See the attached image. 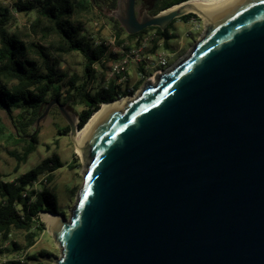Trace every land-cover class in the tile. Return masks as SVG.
Returning <instances> with one entry per match:
<instances>
[{
	"label": "water",
	"instance_id": "1",
	"mask_svg": "<svg viewBox=\"0 0 264 264\" xmlns=\"http://www.w3.org/2000/svg\"><path fill=\"white\" fill-rule=\"evenodd\" d=\"M175 5L138 18L124 0L117 20L127 34L164 30L194 13ZM215 15L93 128L68 217L48 227L55 264H264V0H226ZM52 105L72 138L78 118L56 99L27 138Z\"/></svg>",
	"mask_w": 264,
	"mask_h": 264
},
{
	"label": "trees",
	"instance_id": "2",
	"mask_svg": "<svg viewBox=\"0 0 264 264\" xmlns=\"http://www.w3.org/2000/svg\"><path fill=\"white\" fill-rule=\"evenodd\" d=\"M182 1L186 0H135V5L141 4L147 13L154 15ZM116 4L117 0H17L14 3V8L18 12L35 11L38 14L34 24L42 31L43 36L51 33L56 36L57 49L60 52L76 51L85 56L87 63L84 66L83 81L76 84L77 79L72 76L68 80L64 95L61 92V78L54 61L49 62L47 54L39 46L36 51L43 63L42 67L30 59L28 57L30 47L18 35L10 34L7 30L10 19L8 8L0 7V110L6 113L10 124L9 127L3 124L0 127L1 130L10 128L7 136L15 143H23L20 152H10L17 165L25 162L29 154L35 150L37 132L32 134L31 138L25 135L29 133V127L34 125L48 101L56 99L65 104L74 100L75 95L79 96L78 103L84 105L77 114V125L80 128L101 103L114 101L119 94L123 96L131 93L132 90L127 89L118 92L113 84H110L108 90L87 89L88 80L95 75L93 63H102L103 59H109L110 55L105 52L106 46L93 42L92 37L90 38L73 18L77 13L91 11L94 7L110 10L115 8ZM179 18L197 16L187 13ZM175 19L164 30L150 26L134 34H127L117 19L113 20L112 27L118 39L123 35L132 38L155 30L159 37L164 39V47L167 48V41L171 37L169 30ZM63 130L68 131V125H65ZM61 166L59 158L53 154L13 180L0 179V255L10 251L9 248L3 247L6 241H9L11 249H19L17 242L10 241L13 230L28 231V245H31L36 235L34 230H39L43 225L39 221V213H57L56 196L47 188V184L52 179V172ZM42 176L45 177V182L40 181L39 187H35V182ZM50 255L49 252L42 250L24 259H10L4 264H33L28 261L43 264L39 258Z\"/></svg>",
	"mask_w": 264,
	"mask_h": 264
},
{
	"label": "rangeland",
	"instance_id": "3",
	"mask_svg": "<svg viewBox=\"0 0 264 264\" xmlns=\"http://www.w3.org/2000/svg\"><path fill=\"white\" fill-rule=\"evenodd\" d=\"M16 1L17 0H0V7H6L10 12V19L7 24L8 32L18 35L20 39L30 47L28 57L35 60L41 67L43 63L36 51L38 50V46L47 54L49 62L54 61L55 68L61 78V92L64 95L68 87V80H70L72 76L76 77V84H80L83 81L84 66L87 63L85 56L76 51L70 53L60 52L57 49L56 36L53 33L43 36L42 31L34 24V21L38 18V14L35 11H16L14 8V3ZM123 9L124 0H117V4L113 9L101 10L94 7L91 11L77 13L73 18L76 23L80 24L81 28L86 31V34L90 38L92 37L93 42L104 41L108 36L114 34L112 27L113 20L117 19L119 15H123ZM135 11L137 17L140 18L145 8L141 4H136ZM193 14H195L197 18H176L170 27L169 34L171 37L167 41L168 47H164V50L168 54V68L189 52L191 47L203 35L206 29L207 24L205 21L196 13ZM44 23H46V21H44ZM108 61L109 59H103L102 63H93L92 68L95 70L96 79L91 85V91L97 88L99 81L103 79L107 72ZM154 66L144 69L145 72L142 77L137 75L139 69L136 66H131L129 68L128 80L122 85V90L130 88L129 90L132 91L130 94H127L126 97H134L139 94L144 82L153 78L155 74L154 71L156 70L155 68L158 65L154 64ZM78 97L79 96L75 95L74 100L66 102V108L74 113L76 117L78 112L84 107L83 104L78 103ZM1 124L8 127L10 125L9 119L3 110H0V125ZM65 125H67V123L61 116L56 105H52L37 128L35 150L29 154L25 162L19 165H17L15 158L10 152H20L23 143H15L13 139L7 136V132L11 130L10 128L1 130L0 127V179L13 180L34 167L43 159L55 154L59 158L62 166L52 172V179L50 183L47 184V188L56 196L57 213L55 214L68 217V208L74 202L76 193L82 183L84 167L82 156L75 152L73 141L69 136V130H63ZM33 129L34 125L29 127V133L25 136L30 135ZM43 213L44 212L39 213V221L43 225L40 226L39 230H34L36 235L33 237L31 245H28V231H12L10 241L17 242L19 249H11L9 241H6L3 247L9 248L10 251L0 255V264H4L10 259H24L28 255L38 253L42 250L49 252L51 255L45 258L40 257V261L43 264H55V260L59 256V249L49 232L48 225L42 218ZM28 262L34 264L35 261Z\"/></svg>",
	"mask_w": 264,
	"mask_h": 264
},
{
	"label": "built area",
	"instance_id": "4",
	"mask_svg": "<svg viewBox=\"0 0 264 264\" xmlns=\"http://www.w3.org/2000/svg\"><path fill=\"white\" fill-rule=\"evenodd\" d=\"M163 41L164 39L160 38L155 30H150L132 38L123 35L118 39L115 34H111L106 40L95 42L96 44L103 43L106 46L105 52L110 55L107 72L99 81L97 88L108 90L110 84H113L115 90L119 92L122 90V85L128 80V72L131 66H136L139 69L137 73L139 77L143 76L144 69L151 68L154 64L158 65L154 72L168 68V54L164 50ZM154 45H156L155 48H153ZM95 79L96 73L94 78L88 80V90H90ZM129 89L127 88V90ZM124 96L126 95L120 96L119 94L118 98ZM40 181L45 182V177L39 178L35 182V187H39Z\"/></svg>",
	"mask_w": 264,
	"mask_h": 264
},
{
	"label": "bare ground",
	"instance_id": "5",
	"mask_svg": "<svg viewBox=\"0 0 264 264\" xmlns=\"http://www.w3.org/2000/svg\"><path fill=\"white\" fill-rule=\"evenodd\" d=\"M224 1L226 0H186L178 3L173 8L184 9L187 12L196 13L205 21L207 24L206 26H208L216 17L215 7ZM134 97L124 96L108 103H101V105L91 114L87 121L74 132L71 139L74 144L75 152L82 156V147L87 138L90 136L95 125L111 110L122 108L127 100H131ZM57 217L58 216L56 214L52 213L50 214L44 212L42 214V218L49 228L56 222Z\"/></svg>",
	"mask_w": 264,
	"mask_h": 264
}]
</instances>
